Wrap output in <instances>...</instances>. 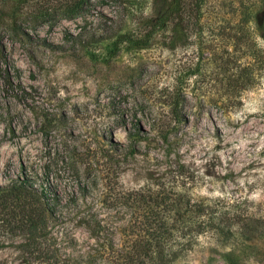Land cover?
<instances>
[{
  "label": "rangeland",
  "instance_id": "rangeland-1",
  "mask_svg": "<svg viewBox=\"0 0 264 264\" xmlns=\"http://www.w3.org/2000/svg\"><path fill=\"white\" fill-rule=\"evenodd\" d=\"M164 1L0 0V188L25 181L57 191L64 209L47 241L59 264H84L109 243L65 208L80 183L108 225L126 226L133 211L103 200L121 203L156 183L222 209L227 245L202 237L174 264H264V77L234 108L227 89V70L246 60L236 62L237 38L264 50V0H205L201 33L192 26L175 46L165 33L134 48ZM174 86L188 91L190 121L179 126L168 105ZM175 158L186 185L173 181ZM13 224H0V264H49Z\"/></svg>",
  "mask_w": 264,
  "mask_h": 264
},
{
  "label": "trees",
  "instance_id": "trees-1",
  "mask_svg": "<svg viewBox=\"0 0 264 264\" xmlns=\"http://www.w3.org/2000/svg\"><path fill=\"white\" fill-rule=\"evenodd\" d=\"M204 8L205 0H171L170 3L164 1L161 6L155 4L153 14L148 15L145 23L149 31L132 39L133 47L148 49L151 41L165 33L171 35L170 45L175 46L189 38L192 26V30L201 33ZM241 40L237 38L234 51L240 55L236 57L233 54V57H236V62L244 58L245 63L227 70V89L235 99L230 103L231 108L238 106L242 95L252 90L264 77V50L257 47V43L248 44L247 41L243 46ZM187 95L188 91L182 86H174L170 93L168 105L174 116V126L190 121L184 113ZM170 126L165 124L162 127L160 139L164 143L169 142ZM133 152L134 149L130 153L132 156ZM165 157L170 158L171 154ZM179 161L175 158L173 162V181L183 186L191 181V177L185 165ZM78 192L79 196L74 193L65 208L69 209V213L75 209L74 218L78 219L91 238L98 242L104 239L109 241L108 244L99 245L95 254L88 252L84 264H174L191 255L202 237L218 239L222 247L228 243L226 234L229 231L223 225L222 209H216L206 201L196 202L174 186L150 184L126 193L121 203L118 199L115 202L103 200L109 208L121 206L133 211L132 219L124 227L108 225L101 213L92 212L87 205L88 186L80 183ZM83 205H86L84 210L81 209ZM63 209L56 190L50 193L25 181L17 182L10 188H0V224L12 226L14 223L12 229L28 237L30 254L38 259L44 258L49 264H59V255L52 249L53 245L49 244L47 237L51 234V239L56 240V237L53 238L52 223L56 225L57 214L62 213ZM232 220L241 221L242 216L234 215ZM118 234L126 238L127 244L112 241L111 238Z\"/></svg>",
  "mask_w": 264,
  "mask_h": 264
}]
</instances>
